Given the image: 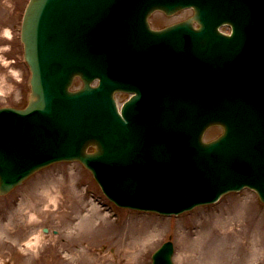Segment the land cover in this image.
I'll use <instances>...</instances> for the list:
<instances>
[{
  "label": "water",
  "instance_id": "1",
  "mask_svg": "<svg viewBox=\"0 0 264 264\" xmlns=\"http://www.w3.org/2000/svg\"><path fill=\"white\" fill-rule=\"evenodd\" d=\"M216 1L31 0L22 40L33 72L32 95L23 111L0 110V136L8 129L10 137L0 140V194L26 177L29 168L23 165L38 163L39 147L56 148L61 141L69 145L72 133L95 143L94 155L84 154L83 146L78 158L120 204L179 213L244 185L264 201V52L259 69L251 71V95L234 103L231 116L221 123L224 135L209 144L199 139L204 126L214 122L211 117L190 123L168 118L123 123L98 90L86 85L81 93L68 92L71 74L89 72L92 77L104 69L106 52L119 40L111 24L120 11L132 16L146 6L201 4V15L211 10L220 16ZM259 2L242 18L225 16L249 35L253 48L264 50V0ZM59 154L68 157L71 146L60 145ZM168 248L155 255L154 264H171Z\"/></svg>",
  "mask_w": 264,
  "mask_h": 264
},
{
  "label": "rangeland",
  "instance_id": "2",
  "mask_svg": "<svg viewBox=\"0 0 264 264\" xmlns=\"http://www.w3.org/2000/svg\"><path fill=\"white\" fill-rule=\"evenodd\" d=\"M26 1L0 0V106L24 105L29 91V71L17 36ZM217 132L210 131L206 138ZM72 173L86 176L76 163L55 165L0 198V264H139L143 248L155 249L169 235L175 245V264H264V205L249 190L225 195L178 220L131 215L133 222L118 225L99 215L94 224L89 211L80 220L87 226L78 224L68 231L78 244L88 242L90 249L84 253L81 245L77 249L67 243L71 254L62 252L67 244L52 231L62 227L65 214L84 209L67 180ZM88 182L100 196L99 188ZM42 227H48V233H42Z\"/></svg>",
  "mask_w": 264,
  "mask_h": 264
},
{
  "label": "bare ground",
  "instance_id": "3",
  "mask_svg": "<svg viewBox=\"0 0 264 264\" xmlns=\"http://www.w3.org/2000/svg\"><path fill=\"white\" fill-rule=\"evenodd\" d=\"M239 222H240V219H239ZM239 222H238V223H239ZM207 250H208V249H207ZM207 250H206V251H207ZM203 253H204V251H203ZM202 260L205 261V257L202 258ZM197 264H201V263H198V262H197Z\"/></svg>",
  "mask_w": 264,
  "mask_h": 264
}]
</instances>
